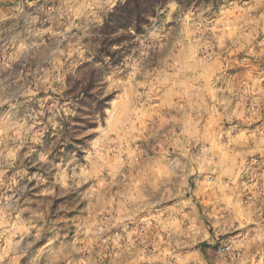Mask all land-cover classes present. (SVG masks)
Masks as SVG:
<instances>
[{
	"label": "rangeland",
	"instance_id": "rangeland-1",
	"mask_svg": "<svg viewBox=\"0 0 264 264\" xmlns=\"http://www.w3.org/2000/svg\"><path fill=\"white\" fill-rule=\"evenodd\" d=\"M123 1L0 28V264H264V0Z\"/></svg>",
	"mask_w": 264,
	"mask_h": 264
},
{
	"label": "crops",
	"instance_id": "crops-1",
	"mask_svg": "<svg viewBox=\"0 0 264 264\" xmlns=\"http://www.w3.org/2000/svg\"><path fill=\"white\" fill-rule=\"evenodd\" d=\"M61 6L62 0H0V28L3 25L11 26L8 31L14 34L11 37L13 48L29 46L17 44L19 40L17 31L20 30V26H22L20 32H33L38 25L41 29L46 27V31H55L56 24H60Z\"/></svg>",
	"mask_w": 264,
	"mask_h": 264
},
{
	"label": "trees",
	"instance_id": "trees-1",
	"mask_svg": "<svg viewBox=\"0 0 264 264\" xmlns=\"http://www.w3.org/2000/svg\"><path fill=\"white\" fill-rule=\"evenodd\" d=\"M170 0H125L120 2L109 17V20L102 27V35L110 37L116 34L120 30H128L133 28L137 34L143 33V27L149 26L151 19L156 16V12L160 7L165 6ZM180 6L187 7L193 0H173ZM201 1V0H196ZM213 6L216 7L219 1L224 0H212ZM88 68L84 66L82 69ZM96 79L91 77L88 80L87 86L81 91L82 95H86L89 89H92ZM81 85V84H79ZM76 90V88L74 89ZM109 102L108 98L100 101L96 105V110L103 112L105 105Z\"/></svg>",
	"mask_w": 264,
	"mask_h": 264
}]
</instances>
